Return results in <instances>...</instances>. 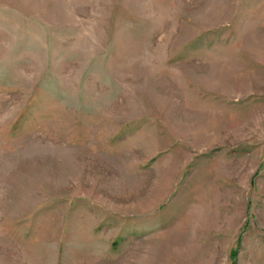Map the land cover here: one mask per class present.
I'll return each instance as SVG.
<instances>
[{"label":"rangeland","instance_id":"obj_1","mask_svg":"<svg viewBox=\"0 0 264 264\" xmlns=\"http://www.w3.org/2000/svg\"><path fill=\"white\" fill-rule=\"evenodd\" d=\"M0 264H264V0H0Z\"/></svg>","mask_w":264,"mask_h":264}]
</instances>
